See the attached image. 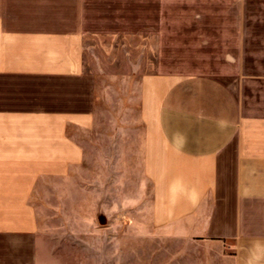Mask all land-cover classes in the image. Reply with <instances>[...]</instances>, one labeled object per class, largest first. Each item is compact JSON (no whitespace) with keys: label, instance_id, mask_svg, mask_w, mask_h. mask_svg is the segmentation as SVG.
I'll list each match as a JSON object with an SVG mask.
<instances>
[{"label":"crops","instance_id":"obj_1","mask_svg":"<svg viewBox=\"0 0 264 264\" xmlns=\"http://www.w3.org/2000/svg\"><path fill=\"white\" fill-rule=\"evenodd\" d=\"M120 79L167 261L264 264V0H0V264H36L30 197Z\"/></svg>","mask_w":264,"mask_h":264},{"label":"rangeland","instance_id":"obj_2","mask_svg":"<svg viewBox=\"0 0 264 264\" xmlns=\"http://www.w3.org/2000/svg\"><path fill=\"white\" fill-rule=\"evenodd\" d=\"M131 82L105 81L94 127L73 132L82 163L36 185L30 197L38 221L36 264H176L151 236V188L141 167Z\"/></svg>","mask_w":264,"mask_h":264}]
</instances>
